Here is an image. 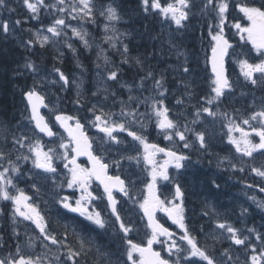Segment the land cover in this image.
Here are the masks:
<instances>
[{
    "label": "snow or ice",
    "instance_id": "1",
    "mask_svg": "<svg viewBox=\"0 0 264 264\" xmlns=\"http://www.w3.org/2000/svg\"><path fill=\"white\" fill-rule=\"evenodd\" d=\"M25 7L33 14V19H36V14L42 7H47L50 10L63 14L60 17L53 20L46 31L51 34V37H60L65 28H71L72 35L78 37L85 46H88V41L85 39L87 32L77 27H72L69 23L70 20L83 21L85 19L94 22V8L93 0H56L54 4L45 5V0H23ZM141 7L145 14L149 11L159 13L165 20H170L176 25L177 29L184 28L190 17L194 15L192 9L195 7L194 0H168L167 3H162V0H140ZM0 5H5V0H0ZM212 5L218 23L215 25L209 24V36L211 37V67L213 73V79L211 81V93L209 97H201V100H205L207 107H199L195 112V119L191 121L192 124L197 123L200 120L202 114H207L210 117L223 116L227 123L224 127L227 128V139L228 143L235 147L237 153H241L246 157H253L254 153H260L264 155V105L261 106L259 111L252 112L246 118L241 119L237 122L236 118L230 116L228 113H220L212 110L214 102H219L221 97L225 95L226 90L232 89V83L230 82L225 69V56L229 55V49L232 48V44L225 36V23L227 19V12L229 10L228 0H206L202 12L206 11L208 6ZM237 8L243 16L247 19V26H242L241 23L236 22L232 26L237 30L240 35V39H245L252 45V48L259 56H264V0H261L259 5L256 4H237ZM11 10V9H10ZM101 16H105L110 22L119 21L121 15L116 6L109 4L107 8L100 13ZM21 21L17 20L16 24H20ZM216 29L213 32V29ZM0 29L4 33L9 32V22L3 21L0 23ZM109 30V25H105V31ZM115 31V29H113ZM35 41L39 42L41 47L50 42L48 35H42L39 31L33 33ZM117 37L105 36V40L108 41L111 46L115 47L113 42ZM28 44H32L33 41L29 40ZM171 43V42H170ZM173 48L176 47L174 43L171 44ZM69 48H72L71 44H68ZM75 51V49H73ZM128 46H124V54L128 53ZM181 53H177L179 56ZM107 61V57H105ZM137 65H142V61L136 59ZM124 63H128L125 58ZM241 74L244 76L246 81H249L252 85L258 83H264V59L259 60L258 63H250L247 58L240 59L238 61ZM187 65V60H185ZM27 69L32 72H36V66L31 62H26L24 65ZM54 71L58 74L59 80L64 85L69 84L68 77L59 68H55ZM191 71L190 67L184 66L183 72L185 74ZM259 74V81L257 79ZM149 78L154 81V86L157 90L163 87V77L155 79L151 71L147 72L146 76L140 78V87H143V82ZM108 80L117 81L119 79V72L110 71L107 76ZM72 83H75L73 81ZM79 88V85H76ZM189 87V85H185ZM131 92V85H123ZM160 97H164L165 92L161 91L158 93ZM191 97L192 93H185ZM79 95V94H78ZM96 95V93H93ZM115 95V93H113ZM23 97L27 102V108L30 109L31 115L26 117L31 122H34L35 129L40 133L48 137H53L56 133L50 127V123L46 118L41 115V107H48L45 104V98L42 96L36 88V83L30 87L27 91L23 92ZM107 98V97H106ZM137 97L129 96L128 102L137 100ZM149 97H145L140 103H147ZM77 100L75 103H79ZM183 103L182 100L178 99L177 104ZM139 103L137 104V108ZM151 112L156 118V128L165 133L164 139L171 141L173 137H178L180 142H183L184 148L188 149L192 147V144L187 141L186 133L193 131L187 124L184 125L183 130H180L178 122L170 118V110L165 105L163 99H152L150 105ZM53 111V109H50ZM88 112L92 113L93 119L88 121L89 124L94 126L103 133L105 142H111L112 144L119 145L121 140L116 135L117 132H127L128 136L132 137L133 140L138 141L143 148V160L147 166H150L149 176L150 181L146 185L147 195L143 201L139 202V208L143 212V216L147 219V228L149 229V235L145 244L135 243L132 239L128 238V234L132 231V227L125 223L123 217L120 214L119 202L116 199L114 192L118 191L123 193L124 196L132 199L129 188L126 185L125 180L121 179L119 175L110 176L108 169L110 165L104 162L102 155H95L93 151V144L90 138L86 135L85 125L81 123V120L74 116H68L63 113L55 115V121L64 129L67 133V141L61 138L59 148L63 149L62 156L56 154L57 150L54 147H50L47 151L44 150V145L37 139L31 143H28L29 137L27 135H21L19 138L13 136V144L19 145L20 148L27 147L30 155L18 156L16 159L19 161L23 159L25 161L31 159L34 169L42 170L43 174L52 175V183L55 185V176L57 174V168L54 166V161L62 159L64 161V168L67 170L65 176L66 187L74 189L79 192V195L75 197L74 201L72 197L68 195L60 196L57 203L61 208L79 214L84 220L90 222L91 225H95L99 229H105L108 225V220L105 218L103 212L96 206V201L106 200L107 210L111 216L115 218V222L119 225V231L124 234V242L126 245V264H181V252H186L187 255L183 257L184 261L189 264H197L196 260L191 258H198L203 264H227V261L217 260L212 255L207 247H201L199 241L194 237L188 226L185 223V192L182 186L177 183L175 184V193L171 200H161L156 194V184L158 179L170 180L168 175L169 165H174L176 169L184 167V161L189 160L188 156L178 154L176 151L171 149H165L156 144H149L147 138L143 135L138 134L135 131L129 130V124L125 120L114 119L113 113H106L102 108L97 109L96 105H93L88 109ZM99 112V114H97ZM120 117L131 118V122H135L137 116V109H131L126 106V102L121 101V110L119 113ZM143 115V114H140ZM71 122V123H70ZM253 122H256L255 124ZM247 126V129L243 127ZM19 126V125H17ZM239 133V136L234 135ZM195 139L198 141L201 149L206 148L207 135L204 131L195 132ZM253 136L258 137V142H254ZM69 149L71 150L69 152ZM158 153H162L166 159L162 164L157 166L156 156ZM140 153L137 156L128 157L129 160H137L139 163ZM80 156H87L90 167H84L77 162V158ZM7 159L8 166L0 170V200L11 201L13 205L12 220L13 224L16 223V217H22L24 220L31 221L37 229H39L40 236L43 241H49L52 245H56L59 248L64 249L63 259L60 254H53L52 258L49 259L47 255H37L35 257L31 255H25L22 252V248L17 243L15 252H9L7 255L0 257V264H80L79 258L81 256L88 255L92 250L93 242L90 239H85L83 234H77V241L79 244L78 249H74L69 245L67 240V227L64 233V239L58 237L55 232L49 231V223L45 216L41 214L39 207L31 203V197L25 194V191L20 188H16L13 182L12 175L19 173L20 168L18 163L8 158V154L0 150V160ZM119 165V161H115ZM232 168L235 169L236 165L232 164ZM243 171V169H240ZM251 171L256 176L264 178V166L252 167ZM37 175H40L38 173ZM35 179V177H32ZM48 175L44 176L47 180ZM98 181L99 186L102 187V192L97 195L95 190L92 188L93 182ZM213 183H215L213 181ZM59 188H63L64 184L57 185ZM219 187V185H216ZM32 188L37 192L40 191V187L37 183L32 184ZM11 189H15V195L12 194ZM264 192V188L260 189ZM258 206L264 209V202H259ZM157 211L163 212L167 215L168 219L172 221L183 233L179 237V240L174 239V233L165 227L164 224L160 223L156 218ZM245 212L247 209L244 210ZM207 215V213H205ZM87 227V226H86ZM216 227L218 229H225L228 233L229 239L235 245L246 246L251 249L252 255L249 256L250 264H264V247L257 250L255 245L249 243L248 236H242L241 231L231 224L226 222H218ZM249 233H256V240L264 244V234L256 232L255 228L247 229ZM75 233V229H73ZM14 238L19 241V233L16 232L13 227ZM163 238V240L161 239ZM213 239H217L213 237ZM181 243L187 245V248H182ZM154 244H161L163 250L166 251L169 257L175 253V261L166 259L162 256L160 251L153 249ZM47 248V244L43 245ZM3 247V245H0ZM28 247L31 249L34 247V239L29 238ZM98 257V264H104L100 261V257H107V253L100 251V248H96ZM139 256V260L136 256ZM222 256H227L230 261L232 257L228 255V249H224ZM107 264H113L111 260H107ZM119 264V262H117Z\"/></svg>",
    "mask_w": 264,
    "mask_h": 264
},
{
    "label": "rangeland",
    "instance_id": "2",
    "mask_svg": "<svg viewBox=\"0 0 264 264\" xmlns=\"http://www.w3.org/2000/svg\"><path fill=\"white\" fill-rule=\"evenodd\" d=\"M45 5H51L56 2V0H45ZM18 7H25L23 1L17 0ZM70 2V0H68ZM168 1H165L167 3ZM239 4H244L241 2V0L238 1ZM246 3H248L246 1ZM109 4L105 2L103 4H98L95 0H93V8H94V22L91 20H79L77 18L76 20H70L69 23L72 27H77L78 29H81L83 31L87 32V36L85 39L88 41V46L86 47L83 41H81L78 37H75L72 35L71 28H65L61 34L60 37H51V34L46 31L47 27H43L42 29L33 30L34 32L39 31L42 35H48L50 37V42L48 44H51L53 47H55V50L58 51V55H61L62 45L61 42L68 44H71L72 47H75L77 45L84 46L85 48H95L96 54H95V64L97 67H92V73H90V91L85 90V84H86V77L85 71H87L89 68H87L85 71L84 69H80V71L72 72V77H68L69 84L71 85L72 90V96H73V105L76 106L77 111L75 112L76 117H80L81 121L84 123L86 129L89 131L91 137L93 140L96 141L97 145L103 149V151L106 152V157L110 160L112 163V166L114 169L119 172H124V174L128 175L129 183L131 184V180L133 183L136 181H139L140 179H135L134 172L136 171L137 174H139V178H148L149 177V171L150 166H147L144 163L143 160V148L140 145L138 141H135L132 139V137L128 136L127 132H117L116 135L118 136V139L121 140V143L119 145L112 144L111 142H105L103 133L99 132L97 128L92 126L88 123V121L93 119V115L90 112H86L84 110V107H87L88 109L91 108L93 105L97 106V109L102 108L104 112L106 113H113L114 119L116 120H125L126 123L129 124V130L135 131L140 135H143L147 138L149 144H154V141L159 140L158 136H155L154 138L151 137V124L153 123V119L155 116L151 112V103L152 99H163L164 101L168 99V101L171 104H175L178 99L182 100L184 103H181L183 105L178 106H168L170 110V118L176 120L178 124L181 126L182 130L184 128V125L187 124L189 128L193 129V131L188 132V142L192 144V151L193 158L196 157V155L200 157H204L205 153L208 151V162L205 160H202V166L205 170L207 164L211 162V165L213 168H219L220 165L224 163L225 160L231 161L232 163L238 164L235 159L239 160V162L244 161L246 164L247 170L254 174L251 169L252 167H262L264 166V155H261L260 153H254L253 157L249 158L246 156H243L241 153H237L235 150V147L231 144H228L225 148L227 152L225 151V148L221 147H210L209 141H215L216 140V134L219 132L224 131V133L227 135V128L224 127V125L227 123V121L224 119L223 116H217V117H210L207 116V114H202L201 118L197 123L192 124L191 121L195 119V112L197 108L199 107H207L205 100H201V98H197L196 100H191L188 102V95L182 91L184 89L187 92H193V90L201 83L203 82V73L198 70L197 68L191 67L189 64L185 65L184 56H186L187 51L185 49H179L177 46L172 49V51L167 55L170 59L167 58L165 62L160 63H154V64H148L146 60L141 55H136L132 53L130 50L128 53L124 54V46L126 44V38L128 37V34L124 32L123 26L119 24V21L110 22L106 19L105 16H101L100 13L104 11ZM213 8V6H211ZM47 15L51 18L52 22L54 19L60 17L63 14H60L56 12L55 10H50L49 8L45 7ZM214 10V8H213ZM240 12V11H239ZM17 13V12H16ZM241 13V12H240ZM17 14L25 15V12L20 9V12ZM243 14V13H241ZM163 18V17H161ZM215 18L217 16L215 15ZM164 19V18H163ZM165 20V19H164ZM163 22V21H162ZM45 21H43V24ZM248 24V22H247ZM246 24V26H247ZM105 25H109V30L105 31ZM162 28H167L166 31L169 33L173 32L174 28H177L175 24H170V26H162ZM115 29V31H113ZM124 33H121V32ZM105 36H113L117 37L113 42L115 43V47L111 46V44L106 41L104 38ZM198 36L196 32H194V39H196ZM138 38V37H137ZM171 42V43H170ZM168 43L171 45L174 43L172 39L168 41ZM175 44V43H174ZM176 45V44H175ZM181 53L179 56L177 53ZM199 56L204 57L203 52L198 53ZM123 56L124 58H127L128 62H134L136 59H139L142 61V65H139L140 68H143L145 71L144 76L147 75V72L151 71L153 73V76L155 79H160L163 77V87L159 90H157L154 86V81L152 78H149L143 82V87H140V78L142 76L135 74V70H124L125 74H128V79H122L119 77L117 81H111L107 79L108 73L110 71H117L118 67H116V64L120 62V58ZM105 57H107V61L105 60ZM264 59V56H262ZM172 61H176V64H172ZM239 59L234 58V71L238 75L244 76L241 74L239 63ZM136 64V62H135ZM137 65V64H136ZM188 66L190 67L191 71L187 74L183 72V67ZM132 69V68H131ZM196 70V71H195ZM35 83L37 84L39 89L42 91V94L47 98L48 104L50 109H53V111L57 110V107L59 106V100L58 98L62 96L60 94V90L63 91L67 85H64L62 81L59 80L58 75H53L52 73L49 74L46 71L37 70L35 72ZM121 76V75H120ZM172 77L170 83H167V78ZM245 79V78H244ZM184 80H186L184 82ZM75 81V83H72ZM180 84V90L178 87H176V83ZM79 85V88H77L76 85ZM131 85L132 91L129 92L127 88L123 87V85ZM185 85H189V87H186ZM233 86V84H232ZM182 88V89H181ZM165 92L164 97L159 96V92ZM211 91V90H210ZM227 91V90H226ZM181 92L184 94L182 95ZM186 92V93H187ZM93 93H96V95H93ZM115 93V95H113ZM79 94V95H78ZM194 97H197L199 95L198 91H195L192 93ZM137 97V100H134L132 102H128L129 96ZM212 93L209 92L206 97L211 96ZM180 96L182 98H180ZM107 97V98H106ZM145 97H149L147 103H140V101H143ZM234 98L232 99V105L231 107H227V113L230 116H233L236 118L237 122H239L241 119L246 118L254 111H259L261 109V106L264 105V96L260 93L259 95H249L246 98ZM251 98V99H250ZM79 100L80 102L77 104L75 101ZM121 101L126 102V106L131 109H137V116L135 122H131V118H123L120 117L119 113L121 110ZM139 103V107L137 108V104ZM165 105L167 102H164ZM188 104L189 107L194 110L191 114L188 112ZM213 111H218L223 113L219 109V103L214 102V104L211 106ZM231 108V110H228ZM99 114V112H97ZM143 114V115H140ZM190 115H193L194 118H190ZM27 116H22V124L17 123L19 126H11L8 122H5V124L0 125V133L5 134V138H3V143L0 144V150L4 151L6 154H8V158L13 160L14 162L18 163V166L20 168V172L13 174L15 176V181L19 183L20 180H26V178H30L33 183H37L40 187V191L37 192L35 189L32 188V191L34 192V195H37L38 198H35V196H32L31 203L33 204H39L40 202L44 201L43 199L39 198V196H42L45 199V196L49 191H46L44 189V186L39 184L42 183L43 177L46 174L42 173V170L34 169L32 160L29 159L27 161L20 159L17 161L18 156L23 155H30L28 153L27 147L20 148L19 145L13 144V136H16L19 138L21 135H27L29 137L28 143H31L37 139H39L42 144L44 145V150L47 151L48 148L54 147L56 148L57 152L56 154L58 156H62L63 149L59 148V144L61 142V138H63L65 141V137L62 135L59 137H56L55 141L53 143H48L43 141V137L40 136L35 129L32 127L31 123H28ZM156 124V120L154 122ZM254 124L256 122H253ZM192 125V126H190ZM247 129L246 125H243ZM156 128V127H155ZM19 129V130H18ZM10 130V133L8 134L7 131ZM204 131L207 135V147L204 149H201L199 146L198 141L195 139V132ZM165 135V133H163ZM156 135H162V132H160L156 128ZM234 135L239 136V133H234ZM258 137L253 136V140H257ZM1 139V138H0ZM164 139V136H163ZM166 144L168 145V149L171 150H178V148H182L179 145V138L175 139L173 137V140L168 141L165 140ZM9 142L12 143V145H9ZM255 142V141H254ZM258 142V141H256ZM159 144L158 142H156ZM223 144V142H220ZM219 143V144H220ZM156 144V145H157ZM161 147V146H160ZM163 148V147H162ZM6 150V151H5ZM184 150V149H183ZM137 153H140L139 157V163H137V160H129L128 157L130 156H137ZM166 157L162 153H158L156 156L157 160V166L162 164ZM60 159H57L55 161H59ZM54 161V162H55ZM115 161H119V165L114 163ZM0 170H3L4 167L8 166L7 159L0 160ZM237 166V165H236ZM239 166V164H238ZM188 168V162L184 161V167L181 169H176L174 165H169L168 167V175L171 178L170 180H164L159 179L160 183L158 187H160V190L162 189L163 192H165L164 186L166 185L168 188L172 187V182H176L178 177L180 176V172L184 168ZM208 170H211L208 168ZM129 171V172H128ZM213 170L211 171V173ZM40 173V175H37ZM196 174L193 173V175L189 178L191 179L190 186L188 188V198L193 201L197 200V197H200L201 190L204 192L208 191L205 188L206 181L204 177H201L198 181L196 180V177H193ZM22 177H18L21 176ZM216 175V172L213 173V176ZM212 176V174H211ZM32 177H35L33 179ZM131 177V178H130ZM42 178V179H41ZM151 179V178H150ZM149 179L146 180V182L143 184L144 188L138 189V186L134 184V198L131 200L130 203L133 207V212L137 210L139 212V215H142V211L139 208V202L143 201L144 197L147 195V188L146 185L149 183ZM260 189L264 188V178L260 177ZM39 182V183H38ZM15 184V183H14ZM16 185V184H15ZM216 186V185H215ZM17 188V186H16ZM25 191V194L28 196H31V194L26 190L25 188H20ZM157 189V185H156ZM214 189V188H213ZM15 192V189H13ZM138 192V193H137ZM215 192V191H214ZM137 193V194H136ZM14 193L13 195H15ZM136 194V195H135ZM165 195L168 194V192L164 193ZM174 194V192H173ZM246 199L249 198L248 195L244 196ZM173 197L172 195L168 198V200H171ZM187 197L184 200L185 203L188 205V199ZM221 200V197H219ZM222 199H228L227 197H222ZM253 204L251 206H247L246 209L250 211V207H255L254 210L257 211V213L264 215V209L260 208L258 206L259 202H264L263 199L254 198L252 200ZM46 202V199H45ZM220 209H223L222 207H219ZM199 205L194 206V215L192 214V211H190V223L188 222V228L190 233L197 238V240L200 243L201 247H207L208 251L214 255L217 260H223L227 261V264H250V260L248 259L249 256L252 255V251L250 248L246 250V246H240L235 245L232 243V241L229 239L228 233L225 229H218L216 227L217 223H228L231 224L233 227L239 229L238 224L235 223V220L231 217H224L219 215V213H216V216H212L211 219H208V217L205 215L204 212L199 211ZM241 211H244L243 206L240 207ZM198 212V213H197ZM162 216H167L165 213L161 212ZM186 216V212L184 213ZM246 215V213H245ZM131 217V216H129ZM214 218V219H212ZM137 219L140 221L137 225H133L131 234H134L138 237L139 240L142 239V237L147 240V236L149 235V230L147 228V224L143 221V218L137 217ZM206 220L208 221V225L210 227H202L203 222ZM262 218L257 215L256 221L261 220ZM185 223L186 219H185ZM162 224H165L166 226H169V224L165 221L162 222ZM253 228L250 226V221L239 230L241 231L242 236H248L249 242L252 241V235L256 239V233L251 234L247 231V229ZM176 236L174 239L179 240V237L183 235L182 231L178 228L176 229ZM213 237H216L217 239H213ZM221 242L222 246H221ZM258 242V241H257ZM224 243L226 245L224 246ZM161 246V244H160ZM262 246L255 245L257 247V250L262 248ZM182 248H187V245L184 243H181ZM224 249H228V255L232 257V259L229 261L227 259V256H222V253L224 252ZM186 252H181V264H189V262L184 261L183 257L186 256ZM171 257L175 260L176 254L173 253ZM193 260L197 261V264H203V262H200L198 258H191Z\"/></svg>",
    "mask_w": 264,
    "mask_h": 264
},
{
    "label": "flooded vegetation",
    "instance_id": "3",
    "mask_svg": "<svg viewBox=\"0 0 264 264\" xmlns=\"http://www.w3.org/2000/svg\"><path fill=\"white\" fill-rule=\"evenodd\" d=\"M75 117V116H74ZM79 118V117H78ZM88 135L90 134L89 131L86 129ZM67 140V139H66ZM92 144H93V151L95 155H102L105 159L104 162L108 163L110 165L108 169V174L110 176L119 174L120 172L114 169L112 166V163L110 160L106 157V152L103 151L102 148H100L96 141L91 138ZM71 150L69 149V152ZM77 162L81 164L84 167H90L88 163L87 156L85 157H78ZM61 168V172L57 171V174L55 176L56 184L52 188V198L48 201V193H47V202H41L40 211L41 214L45 216L46 220L48 221L50 227V232H55V234L60 237L61 239H64V233L66 231L65 225L67 224V240L66 242L71 245L74 249L79 248V244L77 241V234H83L85 239H90L93 242L92 250L88 253L86 256H81L79 258L80 264H98V257L96 253V248L99 247L100 251L103 253H107V257H100L99 260L103 261L104 264H107V260H111L113 264H126L127 257L125 255L126 253V245H125V238L124 234L119 231V225L115 222V218L111 216L110 212L107 210L106 200L102 201H96V206L103 212L105 218L108 220V225L105 229H99L95 225H91L90 222L84 220L83 217H80L77 213L69 212L63 208L60 207V205L57 203V200L60 196L68 195L72 197L73 201L75 197L79 195V192L74 189H69L66 187V180L64 179L67 175V170L64 168V161L62 160L61 164L58 166ZM63 169V171H62ZM216 172V174L223 172V170H213L212 173ZM206 181V180H205ZM213 181L215 183H213ZM208 181H206L207 183ZM64 184L63 188L57 187V185ZM217 180H211V185H217ZM208 184H205V188H208ZM249 187H253V183L250 182ZM92 188L95 190V193L99 195L102 192V187L99 186L98 181H94ZM114 195L116 199L119 202V208H120V214L123 217L126 224L129 225V216L130 215V208L128 203V197L124 196L123 193H120L118 191L114 192ZM39 198L43 199L42 196H39ZM210 202V201H209ZM2 204H5L3 206ZM12 206L11 201H4L3 203L0 200V225L1 224H8L9 226H16L18 225L19 228L22 229L23 232H26L24 236L19 237V245L22 248V252L25 255H31L33 257L37 255H47L49 259L52 258L53 254H60L61 259H63V253L64 249L59 248L56 245H52L49 241H43V238L40 236L39 229L36 230L34 228V224L31 221L24 220L22 218L19 219L20 223L18 224L17 221L15 225L13 224L12 220V212L9 210ZM5 209H8V212H4ZM250 211H241L240 209H232V208H225L224 211H222V216L226 217H242L245 216L249 219H255L257 218V211L254 210L255 207H250ZM2 211V212H1ZM160 212L157 211V216L159 218ZM246 213V215H245ZM145 221V220H144ZM134 222V221H133ZM137 225V224H136ZM87 226V227H86ZM73 229H75V233L73 232ZM24 237V239L22 238ZM34 239V247L29 248L28 247V241L29 238ZM128 238L132 239L135 243L145 244L146 240L144 237H142L141 240L138 239V237L134 234L129 233ZM22 239V240H21ZM163 239V238H161ZM47 244V248H45L43 245ZM17 244H14L13 247H16ZM153 247L156 250H160L162 252L163 256L166 259H171L175 261L171 256L169 257L168 253L164 251L160 244H154ZM26 249L28 251H26ZM136 259L139 260V256H136Z\"/></svg>",
    "mask_w": 264,
    "mask_h": 264
},
{
    "label": "trees",
    "instance_id": "4",
    "mask_svg": "<svg viewBox=\"0 0 264 264\" xmlns=\"http://www.w3.org/2000/svg\"><path fill=\"white\" fill-rule=\"evenodd\" d=\"M112 2L119 10L120 15L125 26H128L134 31V38L142 44V47H154V50L149 48H144L141 53L144 56L150 55L151 64L165 62V49L163 47V36L159 35L157 19L153 13L145 14L143 11L140 0H108ZM11 9V10H10ZM20 9L24 11V7H17L15 0H5V5H0V23L3 21L9 22V29L14 27V32L18 33L19 38L12 35L11 32L7 34L0 29V118L9 119L11 115L14 114L16 109L22 105V92L33 86L31 83V76L28 73H33L31 70L24 67L26 62L33 63L36 68L44 67L46 69H53L55 62H50L52 59L51 49L47 47L46 49H39L37 42L33 38L28 37L25 32V27L39 26V23H25L22 21L23 17L29 15L17 14ZM17 12V13H16ZM46 25V16H43ZM21 21L20 24H16V21ZM42 25V26H43ZM28 29V28H27ZM140 29V30H139ZM180 39V36H178ZM177 38V39H178ZM32 40V44L27 42ZM188 40V33L184 38L179 41L185 44ZM163 49V50H162ZM43 51V54L40 53ZM48 54V55H46ZM68 58L70 55L67 54ZM170 59V58H168ZM68 67L73 69L71 62H66ZM27 73L28 75H24ZM185 82V80H184ZM182 89V88H181ZM184 89H182L183 91ZM70 97L71 94H65ZM184 95V94H182ZM183 142H181L182 144ZM197 171L196 173H198ZM201 177H197L195 181H198ZM185 191V196L188 198V182L187 185L183 186ZM188 201V199H187ZM188 207V205H187Z\"/></svg>",
    "mask_w": 264,
    "mask_h": 264
},
{
    "label": "bare ground",
    "instance_id": "5",
    "mask_svg": "<svg viewBox=\"0 0 264 264\" xmlns=\"http://www.w3.org/2000/svg\"><path fill=\"white\" fill-rule=\"evenodd\" d=\"M11 1V0H10ZM26 15V14H25ZM43 21H45V20H42V24H40L39 25V27H41L42 25H43ZM166 60H167V58H166ZM71 65H72V67H73V69H72V72H76V70H75V68H74V66H73V64H72V62H71ZM93 66H94V64H93ZM92 66V67H93ZM116 66L117 67H120V62L118 63V64H116ZM88 70V73H87V71H85V75L87 76L86 77V84H85V90L88 92V91H90V89H91V87H90V73H92L91 71H92V68H90L89 67V69H87ZM125 70V69H124ZM124 70H122V73H120L119 74V77L122 79V81H123V79H128V74H125L124 73ZM127 70H129V71H131V70H133V69H131V68H129V69H127ZM23 74L24 75H28L27 73H24L23 72ZM135 74H137V75H140V74H138L137 72H135ZM209 74V73H208ZM121 75V76H120ZM186 81V80H185ZM176 87H180V84H178V82L176 83ZM179 90H180V88H179ZM184 91V93H186L187 91H185V90H183ZM68 94H71L70 95V97L68 96V95H66V96H64V95H62V99L65 101V102H68V103H72L73 102V96H72V90H71V88L68 90V92H67ZM66 93V94H67ZM181 94H183L182 92H181ZM180 98H182L181 96H180ZM5 122H8L9 123V125H11V126H15V125H18V124H16L15 123V121L13 120V118H12V116L9 118V119H4V118H0V125H2V124H5ZM19 130V129H18ZM7 133L9 134L10 133V130H8L7 131ZM5 134L6 133H4V134H2V133H0V138L1 139H3V138H5L4 136H5ZM208 162V161H207ZM207 162L205 163V166H206V168H205V170L206 171H209V172H211L212 170H223V167H222V165H220V167L219 168H213L212 167V165H211V162H209L208 164H207ZM208 168H210L211 170H208Z\"/></svg>",
    "mask_w": 264,
    "mask_h": 264
},
{
    "label": "water",
    "instance_id": "6",
    "mask_svg": "<svg viewBox=\"0 0 264 264\" xmlns=\"http://www.w3.org/2000/svg\"><path fill=\"white\" fill-rule=\"evenodd\" d=\"M42 108H44V107H41V109H42ZM41 109H40V113H41ZM41 115H42V113H41ZM34 125H35V124H34ZM47 137H48V136H47Z\"/></svg>",
    "mask_w": 264,
    "mask_h": 264
}]
</instances>
